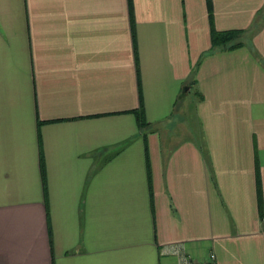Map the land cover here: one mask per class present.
Instances as JSON below:
<instances>
[{
  "label": "crops",
  "instance_id": "obj_1",
  "mask_svg": "<svg viewBox=\"0 0 264 264\" xmlns=\"http://www.w3.org/2000/svg\"><path fill=\"white\" fill-rule=\"evenodd\" d=\"M261 218L264 0H0V264H264Z\"/></svg>",
  "mask_w": 264,
  "mask_h": 264
},
{
  "label": "built area",
  "instance_id": "obj_2",
  "mask_svg": "<svg viewBox=\"0 0 264 264\" xmlns=\"http://www.w3.org/2000/svg\"><path fill=\"white\" fill-rule=\"evenodd\" d=\"M261 225L264 230V218H261ZM164 251L175 257L176 264H216L213 252H209L202 261H194L190 255L185 253L181 245L168 246Z\"/></svg>",
  "mask_w": 264,
  "mask_h": 264
},
{
  "label": "trees",
  "instance_id": "obj_3",
  "mask_svg": "<svg viewBox=\"0 0 264 264\" xmlns=\"http://www.w3.org/2000/svg\"><path fill=\"white\" fill-rule=\"evenodd\" d=\"M231 40H232L231 35L226 36V34L214 33L212 36V45L213 47H221L224 49H230L233 47V44H230Z\"/></svg>",
  "mask_w": 264,
  "mask_h": 264
},
{
  "label": "water",
  "instance_id": "obj_4",
  "mask_svg": "<svg viewBox=\"0 0 264 264\" xmlns=\"http://www.w3.org/2000/svg\"><path fill=\"white\" fill-rule=\"evenodd\" d=\"M187 89V88H186Z\"/></svg>",
  "mask_w": 264,
  "mask_h": 264
}]
</instances>
